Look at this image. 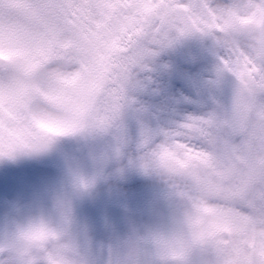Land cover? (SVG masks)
Returning a JSON list of instances; mask_svg holds the SVG:
<instances>
[{"label": "snow or ice", "instance_id": "1", "mask_svg": "<svg viewBox=\"0 0 264 264\" xmlns=\"http://www.w3.org/2000/svg\"><path fill=\"white\" fill-rule=\"evenodd\" d=\"M61 7L87 12V31L64 18L74 52L58 82L95 79L102 60L110 70L96 102L71 109L59 135L93 131L107 139L106 166L121 164L119 177L158 169L173 179L163 198L184 202L183 223L191 233L190 241L167 245L179 258L187 260L199 247L208 258L192 264H264V0H67ZM220 20L223 35L204 49L214 63L198 81L195 99L185 100L194 110L181 114L145 104L158 61L189 39L211 36ZM53 141L0 136V156L39 154ZM133 152L144 155L136 160ZM94 183L80 186L88 191ZM160 200L156 194L141 206L113 205L91 226L78 223L63 204L56 225L43 216L15 221L11 235L0 233V264H102L104 255L107 264H136L139 241L121 237L156 218ZM96 233L102 242L93 239ZM122 247L129 249L124 260Z\"/></svg>", "mask_w": 264, "mask_h": 264}, {"label": "rangeland", "instance_id": "2", "mask_svg": "<svg viewBox=\"0 0 264 264\" xmlns=\"http://www.w3.org/2000/svg\"><path fill=\"white\" fill-rule=\"evenodd\" d=\"M65 3L67 0H0V56L7 60L0 69V136L18 142L41 136L54 140L42 153L12 162L0 161V228L45 212L52 204H39L41 192L70 181L75 185L77 175L95 180L91 190L83 193L85 206L75 218L90 226L96 218L102 220L113 205L141 206L157 194L154 186L134 173L115 178L107 174L106 167L96 173L89 157L99 152L102 141L85 143L77 135H59L64 132L63 122L71 109L96 102L110 70L107 61L102 60L93 70L95 79L58 82L56 74L69 69L68 58L74 52L67 46L64 18L69 17L87 31V12L61 7ZM47 57L50 61L35 79L27 81L25 71ZM210 63L204 48L194 43L165 54L152 73L155 87L142 97L144 103L181 114L192 112L195 105L185 100L195 99L198 81ZM29 85L37 91L31 103L26 94ZM60 136L65 137L57 138ZM70 169L76 175H70ZM93 239L102 242L104 236L96 233Z\"/></svg>", "mask_w": 264, "mask_h": 264}, {"label": "clouds", "instance_id": "3", "mask_svg": "<svg viewBox=\"0 0 264 264\" xmlns=\"http://www.w3.org/2000/svg\"><path fill=\"white\" fill-rule=\"evenodd\" d=\"M216 23L217 28L213 31L211 36L206 37L204 40H201L199 36H197L195 38L185 41L183 45H189L194 43L200 45L204 49L211 48L214 45V37H220L223 35V21L220 20ZM210 24L211 21H209V25ZM247 24L249 27L254 26L255 21L249 20L247 21ZM241 40L242 42H247V38L245 37H241ZM212 63H214V61L211 58L210 64ZM63 137L65 136H60L57 138ZM77 138L83 140L85 143H95L97 141H102L103 143L99 152L93 153L89 157L92 167L96 173H99L101 169L106 167L109 170L107 172L108 175L115 178H119V176L115 173L116 169L122 166L121 164L108 163L106 166V156L110 154V146L107 139L101 138L93 131H85L84 133L78 134ZM32 155L18 154L14 159H9L7 157L0 156V161L12 162L22 157ZM142 155H144L143 152L132 153L133 158L136 160H139L140 156ZM124 163H126V161H124ZM129 172L134 173L148 184L154 186L157 190V195L161 196V211L157 215V217L154 218L151 222H138L137 231L135 234L126 231L121 237L123 242H127L129 240L139 241L138 254L136 256V264H192L193 260L199 261L201 258L206 260L208 258L207 253L202 252L199 247H196L192 250L191 255L188 257L187 260L179 258V253L176 249L167 247L170 241H190L191 239L190 229L185 223H183V216L186 211L184 202L180 200L168 201L163 198L169 191L172 190V184L174 183L173 179L166 175L162 170L158 169H150L149 175H144L143 173L135 170H129L127 173ZM70 175H76L74 173V170L70 169ZM81 181H83L84 183H88L91 181V178L88 176L80 178L77 175V178L75 180V187H73V184L70 181L66 185L64 191L61 193L58 199L45 212L21 218L17 220V222L27 223L28 219H37L40 216H43L51 224L56 225L60 221L61 204L66 207L70 206L72 209L74 200L81 193L87 192L80 186ZM14 230L15 225L9 224L0 228V233L6 232L7 234L11 235ZM150 232L155 233L161 239L159 241L153 240L149 235ZM223 238L227 239L228 237L227 235H224ZM128 254L129 249L127 247H122L120 249L119 256L121 260L126 259L128 257ZM100 259L102 261V264H107V255H104ZM112 259L113 261L116 259L115 253H113Z\"/></svg>", "mask_w": 264, "mask_h": 264}, {"label": "water", "instance_id": "4", "mask_svg": "<svg viewBox=\"0 0 264 264\" xmlns=\"http://www.w3.org/2000/svg\"><path fill=\"white\" fill-rule=\"evenodd\" d=\"M49 60H50V57H48L45 61L40 62L36 64L34 67L28 69L25 72V78L28 81H32L36 77L39 68L42 65L46 64L47 62H49ZM5 65H6V60L0 57V68H3ZM26 93H27L28 102H30L31 98H33L36 95V90L33 86L30 85L28 86ZM65 187L66 185L56 186L51 189H47L43 191L40 197V202L49 203L51 198H53L56 201L58 197L61 195V193L64 191ZM82 203H83V199H82V195L80 194L73 202L72 211L73 212L76 211L82 205Z\"/></svg>", "mask_w": 264, "mask_h": 264}, {"label": "flooded vegetation", "instance_id": "5", "mask_svg": "<svg viewBox=\"0 0 264 264\" xmlns=\"http://www.w3.org/2000/svg\"><path fill=\"white\" fill-rule=\"evenodd\" d=\"M202 67H206V65L205 66H200V69L202 68ZM204 72V74H205V70L203 71ZM50 205V204H49ZM84 206L85 205H83V207L80 209V210H78L77 212H75L73 215H74V218H76L78 215H79V213H80V211L84 208ZM86 221H88V220H84V222H86Z\"/></svg>", "mask_w": 264, "mask_h": 264}]
</instances>
